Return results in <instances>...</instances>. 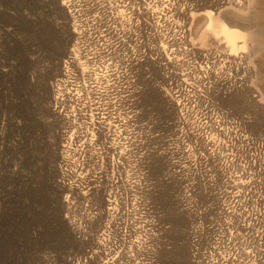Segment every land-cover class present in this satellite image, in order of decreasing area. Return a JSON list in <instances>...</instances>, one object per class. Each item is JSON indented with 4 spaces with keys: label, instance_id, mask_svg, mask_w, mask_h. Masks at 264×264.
Listing matches in <instances>:
<instances>
[{
    "label": "bare ground",
    "instance_id": "1",
    "mask_svg": "<svg viewBox=\"0 0 264 264\" xmlns=\"http://www.w3.org/2000/svg\"><path fill=\"white\" fill-rule=\"evenodd\" d=\"M202 1L60 0L73 41L49 85V108L61 123L55 183L64 191L68 228L88 243L83 253L68 254L67 264L153 263L147 183L153 138L163 163L158 180L170 185L187 216L191 256L202 264L234 261L221 255L230 229L264 200V128L250 131L243 125L250 117L238 119L210 98L216 82L225 93L243 87V79L204 70L195 84L187 36L189 13ZM142 27L153 29L152 41ZM239 35L221 24L231 52ZM150 60L154 87L168 104L155 135L143 102ZM161 215L158 206V239L168 228Z\"/></svg>",
    "mask_w": 264,
    "mask_h": 264
},
{
    "label": "rangeland",
    "instance_id": "2",
    "mask_svg": "<svg viewBox=\"0 0 264 264\" xmlns=\"http://www.w3.org/2000/svg\"><path fill=\"white\" fill-rule=\"evenodd\" d=\"M189 14L195 84L204 70L243 79V87L225 93L216 82L210 98L238 119L250 117L243 125L259 133L264 128V0H207ZM221 24L240 32L232 52L220 36ZM141 31L147 41L154 39L153 29ZM72 41L60 0H0V264H67L68 254L83 253L88 246L71 233L64 218V191L55 183L61 123L49 108L50 82ZM153 65L151 60L144 64L149 78L143 83V102L149 133L155 135L168 104L154 87ZM151 142L152 264H202L199 255L190 253L187 216L174 203L170 185L158 180L163 163L154 138ZM252 205L253 211L230 229L229 244L221 251L223 259L235 257L228 264H264V200ZM158 206L161 223L168 227L159 239Z\"/></svg>",
    "mask_w": 264,
    "mask_h": 264
}]
</instances>
